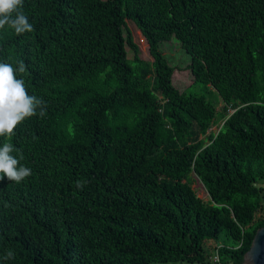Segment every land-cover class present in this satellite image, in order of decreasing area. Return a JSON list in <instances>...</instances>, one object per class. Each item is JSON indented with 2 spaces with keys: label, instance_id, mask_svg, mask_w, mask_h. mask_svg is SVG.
Instances as JSON below:
<instances>
[{
  "label": "trees",
  "instance_id": "1",
  "mask_svg": "<svg viewBox=\"0 0 264 264\" xmlns=\"http://www.w3.org/2000/svg\"><path fill=\"white\" fill-rule=\"evenodd\" d=\"M23 11L34 30H0V62L25 63L47 110L8 141L32 175L0 180V264L202 263L208 240L222 241L216 264H243L264 226V0H24ZM170 41L188 63L168 59ZM209 86L228 114L208 133Z\"/></svg>",
  "mask_w": 264,
  "mask_h": 264
},
{
  "label": "clouds",
  "instance_id": "2",
  "mask_svg": "<svg viewBox=\"0 0 264 264\" xmlns=\"http://www.w3.org/2000/svg\"><path fill=\"white\" fill-rule=\"evenodd\" d=\"M24 0H0V30L10 28L17 36L34 30L33 24L23 11ZM27 66L22 61L16 67L7 62H0V137L5 142L0 146V180L5 177L17 184L32 175V169L20 163L19 158L13 155L19 153L12 143L8 142L15 135L16 128L26 119L33 116L44 117L47 104L43 98L30 95L23 74ZM86 181H76V187L83 189ZM15 253L8 250L2 257L7 261L14 259Z\"/></svg>",
  "mask_w": 264,
  "mask_h": 264
},
{
  "label": "rangeland",
  "instance_id": "3",
  "mask_svg": "<svg viewBox=\"0 0 264 264\" xmlns=\"http://www.w3.org/2000/svg\"><path fill=\"white\" fill-rule=\"evenodd\" d=\"M128 25L130 29L133 31V35L135 37L136 42L140 46V55L146 60H152V57L149 53V47L148 43L144 39L141 31L138 29L136 24L128 20ZM163 51L168 57V59L173 62H181V63H188L191 60L190 55L183 49L178 43L176 42H167L162 45ZM130 55H133L132 52ZM208 100L211 101L216 110H217V121L215 122V125H213L210 130L208 131L211 132H218L219 129L222 127L224 119L226 117L225 114H228L225 112L223 106L224 102L219 93L214 89V87L209 86L208 87V93H207ZM225 115V116H224ZM190 181L197 191V193L204 198L206 201H210V195L203 185L202 181L196 177L195 174H192L190 177ZM259 216V214H258ZM210 242V241H209ZM206 245V252H207V259L205 262H189V261H174V262H156L154 264H216L215 262V257H217L218 254V248L221 246L222 241H215L212 240L211 243Z\"/></svg>",
  "mask_w": 264,
  "mask_h": 264
},
{
  "label": "water",
  "instance_id": "4",
  "mask_svg": "<svg viewBox=\"0 0 264 264\" xmlns=\"http://www.w3.org/2000/svg\"><path fill=\"white\" fill-rule=\"evenodd\" d=\"M243 264H264V226L257 230L250 249L244 255Z\"/></svg>",
  "mask_w": 264,
  "mask_h": 264
},
{
  "label": "built area",
  "instance_id": "5",
  "mask_svg": "<svg viewBox=\"0 0 264 264\" xmlns=\"http://www.w3.org/2000/svg\"><path fill=\"white\" fill-rule=\"evenodd\" d=\"M215 263H219L220 262V258H219V254H217V257H215Z\"/></svg>",
  "mask_w": 264,
  "mask_h": 264
},
{
  "label": "crops",
  "instance_id": "6",
  "mask_svg": "<svg viewBox=\"0 0 264 264\" xmlns=\"http://www.w3.org/2000/svg\"><path fill=\"white\" fill-rule=\"evenodd\" d=\"M209 241H210V242H209ZM211 241H212V240H208L206 244H208V242L211 243Z\"/></svg>",
  "mask_w": 264,
  "mask_h": 264
}]
</instances>
